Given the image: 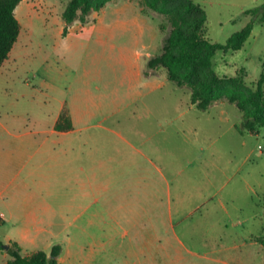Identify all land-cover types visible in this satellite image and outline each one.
I'll use <instances>...</instances> for the list:
<instances>
[{
    "label": "rangeland",
    "instance_id": "1",
    "mask_svg": "<svg viewBox=\"0 0 264 264\" xmlns=\"http://www.w3.org/2000/svg\"><path fill=\"white\" fill-rule=\"evenodd\" d=\"M68 1L23 3L16 62L11 60L8 79L0 81V121L15 124L16 132H42L61 104L75 99L77 107L91 111L76 135L80 147L88 149L86 174L93 177L100 158L106 171L97 175L106 187L90 198L89 213L59 210L54 226L48 197L39 206L43 219H6L0 223L4 245L14 232L40 228L35 245L25 251L60 245L70 249L76 264L82 259L83 264H264V127L257 134L244 130L243 114L225 100L199 110L189 89L162 79L165 70H147L148 56L141 58L139 76L134 53L143 49L134 39L137 28L118 24L116 15L107 22L116 25L102 33L80 21L67 28L62 14ZM144 1L115 0L104 10L114 3L135 6L152 26V57L173 18L143 10ZM193 1L207 15L210 41L224 45L250 22L244 13L264 0ZM214 69L220 77L244 71L248 88L255 89L264 75V24L255 25L242 50L218 52ZM58 194L64 208L65 190ZM105 201V228L95 221L82 237L76 235L82 231L66 230L73 220L67 218L86 223ZM126 206L146 209L136 231L117 210ZM1 212L7 214L0 204ZM67 236H73L74 246Z\"/></svg>",
    "mask_w": 264,
    "mask_h": 264
},
{
    "label": "crops",
    "instance_id": "2",
    "mask_svg": "<svg viewBox=\"0 0 264 264\" xmlns=\"http://www.w3.org/2000/svg\"><path fill=\"white\" fill-rule=\"evenodd\" d=\"M33 1L35 0H23L17 7L15 14L18 20V14L22 9L23 3L29 5ZM97 13L99 15L94 16L96 14L94 13L91 16L92 22L89 23L94 26L97 33H102L104 30L112 27V25H116L107 23L110 15H116L115 22L119 21L118 24L120 25L130 23L137 28L134 39L142 44L143 50L134 53V64L139 69L138 75L141 76L140 71L143 69L141 58L145 59V56L150 57L149 42L154 38L152 26L148 28V22L139 18V12L136 7L129 3H114L106 10L103 9ZM122 17H125L124 20L129 22L120 20ZM13 54L14 48L10 53L9 59L0 70V81L8 79L9 68L11 66L9 64H11V60L16 62V59H12ZM166 78L167 76L165 77L164 75L162 79L165 80ZM74 102L75 99L63 102L58 112L55 113L53 118L51 117L48 128L42 132L31 130L16 132L13 130L15 124L10 123L6 125L0 121V129L2 130L0 133V204L7 212V214L1 212L0 223L6 222L8 218L11 221L16 219L25 221L43 219V216L39 214V206L42 203L41 200L46 202V198L48 197L52 198V201L48 204L50 214L48 220H52L53 222L50 225L54 226L55 221L58 220L59 210H66L68 214H87L90 210V198L98 195L101 190L104 191L106 187L105 182L99 179L97 172L101 171L104 173L106 165L100 163L99 158V163L94 168L96 171L93 173V177L91 178L89 174H86L87 167L84 165V157L85 162L88 164V149L84 150L82 146L80 147V141L76 138V135L82 131L77 126L84 123L85 116L91 111H84L82 107H77ZM64 107L69 109L73 121L74 128L70 132H59L55 129V125ZM60 189L65 190L64 204L61 206L64 208H59L57 202L59 200L58 192ZM142 202L147 204L148 199L146 198ZM107 205H109V202L105 201L104 205L100 206L86 223L78 224V216L67 218H72L73 220L66 230L82 231L81 234H76L82 237L90 226L95 225V221H97L98 226L105 228L108 225L106 221ZM117 210L121 213H126V218L123 217V219L132 224L133 231H136L140 223V220L137 219L143 218L142 215L146 211L143 206H138V208L126 206L125 208H117ZM109 218L112 219L114 225L118 219L116 208L112 209ZM41 230L40 228H35V230L26 228L25 230L14 232L16 234L13 237L7 236L5 244L9 245L11 242L17 243L23 254L28 255L37 251L29 252L25 251V249L35 245ZM101 230L103 231V229ZM125 234L128 235L129 232L126 231ZM72 238L73 236H67V241L69 245L74 246L73 241H71ZM0 240L2 241V239ZM53 247L52 244H49L45 252L50 253ZM70 255V249L62 250L59 263L76 264L77 260L73 261ZM8 261L9 255L6 252H0V264H7ZM81 262L83 264L86 260L82 259Z\"/></svg>",
    "mask_w": 264,
    "mask_h": 264
},
{
    "label": "trees",
    "instance_id": "3",
    "mask_svg": "<svg viewBox=\"0 0 264 264\" xmlns=\"http://www.w3.org/2000/svg\"><path fill=\"white\" fill-rule=\"evenodd\" d=\"M23 0H0V70L9 59L10 53L21 35L22 26L15 11ZM115 0H69L62 18L67 28L75 21L83 25L91 22V16L100 12L109 2ZM143 10H151L162 16H172V29L163 39L160 52L146 58L148 71L165 70L167 79L178 87L190 90L191 104L206 111L215 103L225 100L243 114L244 130L257 134L264 127V75L256 83L255 89L247 86V74L243 71L234 77H220L214 69V59L218 52H237L244 48L257 24H264V1L244 14L250 22L233 34L226 44L210 41L207 29V15L193 0H145ZM67 28L64 34L67 33ZM148 74L145 73V76ZM74 128L70 111L62 110L55 129L70 132ZM242 132L243 129L237 127ZM9 250L0 252L9 255L7 264H60L62 247L56 245L50 253L43 250L24 255L17 243L11 242Z\"/></svg>",
    "mask_w": 264,
    "mask_h": 264
},
{
    "label": "water",
    "instance_id": "4",
    "mask_svg": "<svg viewBox=\"0 0 264 264\" xmlns=\"http://www.w3.org/2000/svg\"><path fill=\"white\" fill-rule=\"evenodd\" d=\"M3 248H4L5 250H9L10 245H4Z\"/></svg>",
    "mask_w": 264,
    "mask_h": 264
}]
</instances>
